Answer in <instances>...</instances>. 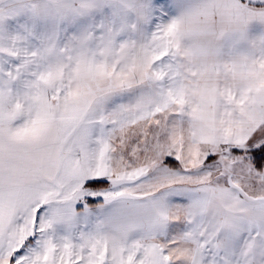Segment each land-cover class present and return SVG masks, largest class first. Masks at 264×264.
Masks as SVG:
<instances>
[{
	"label": "snow or ice",
	"instance_id": "1",
	"mask_svg": "<svg viewBox=\"0 0 264 264\" xmlns=\"http://www.w3.org/2000/svg\"><path fill=\"white\" fill-rule=\"evenodd\" d=\"M0 264H264V0H0Z\"/></svg>",
	"mask_w": 264,
	"mask_h": 264
}]
</instances>
